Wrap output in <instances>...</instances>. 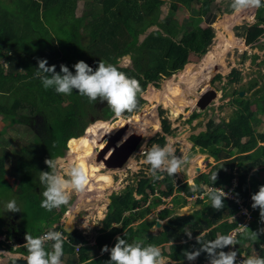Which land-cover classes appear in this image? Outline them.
<instances>
[{"label":"trees","instance_id":"16d2710c","mask_svg":"<svg viewBox=\"0 0 264 264\" xmlns=\"http://www.w3.org/2000/svg\"><path fill=\"white\" fill-rule=\"evenodd\" d=\"M4 1L0 3V51L4 49L0 57L8 61V66L3 68L0 64V115L5 125L22 124L28 129H30L27 125L29 117L36 114L43 117L47 137L42 143H37L42 148L38 172L47 171L44 163L46 159L63 156L66 144L68 154L90 150V145L82 142L86 140L82 139V134L90 117L94 120H107L114 113L107 105L98 110L99 100L90 101L87 97L78 95L76 90H73L71 95L57 94L52 89L46 90L41 86L39 79L34 77L37 61L24 57V53L18 50L19 46L21 47L20 43L26 39L25 31L20 28L23 24L20 23L35 22L38 19L40 7L54 8L57 16L63 19V26L66 28L69 26L73 35L68 42L59 44L60 40L56 47L54 43L47 44L49 50L43 58L47 59L49 65H56V71H59L60 64H65L71 70V66L80 60L88 61L89 65L94 63L95 67L98 61L117 64L118 58L130 55L132 67H121L120 70L137 79L140 91L136 97L137 105L131 112L128 111L129 114L137 113L144 105L145 101L141 94L147 85L152 83L155 88H158L159 80L169 78L182 70L187 63H193L190 58L191 53L197 57L206 54L214 38L211 27L201 29L196 26L186 29L187 24L178 25L174 21L177 4L187 5L193 0H172L166 16L161 20L159 17L163 0H93V9L90 11L92 14L89 15L87 12L79 17L75 16V1L73 3L69 0H19L14 3L12 0ZM10 6H16V10L9 9ZM207 11L208 6L205 2L202 6V14ZM152 26H156L157 30L148 33L139 43L138 37ZM262 26H264V5L257 9L255 22L240 29L236 28L235 35L244 38L245 45H250L262 36L264 32ZM180 30H184V33L179 40H176L175 36ZM85 38L87 41H84ZM221 79L220 75H216L211 83ZM226 80L229 84L239 83L240 71L232 68ZM255 85L256 82H249V89L254 88ZM206 90L208 89L204 88L200 90L201 92H197L196 98ZM239 92L240 90L233 92L232 104L235 110L226 122L214 123L213 120H209L205 131L189 137L193 151L207 154L213 159L214 163L209 165L208 171L196 175L193 185L183 182L178 187L173 185L174 175L166 172L159 173L162 176L159 180L142 174L135 185L128 184L120 193H112L109 196L105 216L101 221L102 227L92 247L87 245L85 237L76 229L66 232L58 225L50 228L53 224L59 223L66 205L60 206L57 211L56 208L48 211L40 207L44 185L39 181V173L35 179H21L17 184L18 161H15L16 165L12 167L11 172L14 184L9 183L3 170L8 154V152L4 153V149L0 154V199L9 191L15 193L17 201L26 196L24 201L35 208L39 219H44L42 222L44 227L30 234L41 235L49 229L63 232L69 238L72 247L80 245L77 253L78 264H105L109 255L107 252L102 253L101 248L104 245L109 248L114 246L116 236L121 238L124 236L129 243L139 240L145 244H155L160 247L162 256L171 261L178 263L187 261L182 252L199 247L196 237L201 241H209L215 239L217 234L229 235L240 222L239 206L234 200L226 198L224 208L214 209L208 201L207 194L203 199L199 198L205 187L222 186L228 189L232 179L236 180L233 195L238 197L248 210H251V221L247 228L250 231L263 228L264 223L260 222L259 208L251 207L250 197L264 185V178L257 179L259 173L264 174V132H255V125L260 122V115L264 118V84L247 98L239 96ZM6 97H11L9 104V100L5 103L3 99ZM65 101L66 104L63 105ZM194 105L193 101L191 106ZM251 105L256 107L255 112L250 111ZM162 113L163 111L159 114ZM50 116L53 117L52 123H48ZM123 116L118 115L120 118L115 123L117 127H122L124 121L131 117ZM198 117L199 113L192 112L188 121L191 122ZM160 124L164 135L172 134L165 118H161ZM113 125L99 122L97 127L112 130ZM149 142L160 146L166 144L163 136L156 137V135L151 137ZM190 146L188 142L186 149ZM204 158V156L198 158L195 163L203 167ZM216 171V180L213 184L210 177ZM159 185H163V189H157ZM194 185L196 190H193ZM36 188H40L39 193L36 192ZM175 190L182 192L185 198L196 195L195 203L201 207L187 216L174 215L173 208L164 207L156 212V218L149 219L147 216L151 210H156L158 206L163 205L162 198L171 197ZM16 214L18 215L15 213V216ZM8 215L9 213H4L0 218V235L15 242L18 247L13 249L11 245L0 241V248L26 256L24 237L26 233H29L27 229L30 226L16 224L15 227L7 221ZM157 221L163 223L160 230L153 234L151 229ZM20 227L23 229L22 232L19 230ZM185 232H192L191 239L184 234ZM261 236L262 234L258 235L255 241L249 239L245 232L236 234L237 253L258 249L262 240ZM21 241L25 243L20 246ZM51 243H45V247L49 250ZM246 243L249 244L248 247L244 246ZM65 245L68 244L64 242L63 246ZM91 250L92 255H89ZM223 250L226 251L227 247ZM259 254L264 255L263 252ZM194 261L202 264L208 261V256L201 252Z\"/></svg>","mask_w":264,"mask_h":264},{"label":"rangeland","instance_id":"374dc122","mask_svg":"<svg viewBox=\"0 0 264 264\" xmlns=\"http://www.w3.org/2000/svg\"><path fill=\"white\" fill-rule=\"evenodd\" d=\"M3 1L4 0H0V3H3ZM69 1L70 3H73L74 1L76 2V0ZM12 2H19V0H12ZM92 4H94L93 0H79L76 6L75 15L77 14V17H79L83 13L87 12L89 15L92 14L90 12L93 9ZM15 7L16 6H10V8H8L13 9V11H15ZM167 9V3L164 2V4H162L161 6L162 15L166 13ZM184 14L185 13H180L179 16L181 17ZM20 24H23L20 26V28L25 31L26 39L20 43L21 47L24 50L20 46L18 50L24 53V57H28L33 60L35 59L36 61L37 58H43V56L45 57V54L49 50L47 44L54 43L56 47L60 40L61 42L59 44H62V42H68L73 36L71 28L69 26L67 28L63 26V19L59 18L57 16V11L50 6L45 9L43 7H40L38 19H36L35 22H22ZM228 30L229 29H227L226 27L218 29L217 34L215 38H213L212 43L208 47L207 53L205 55H203L202 57H197L196 55L190 57L193 63H187V65H185V67L182 69L184 70L188 68L189 74L184 73L185 71L183 72V74L187 76H180V74L182 73V70H180L175 73L178 74V77L176 78H170L175 75L173 74L169 77L170 79L162 78L161 80H159L158 88H155L152 83H150L149 85H147L145 91L141 94L142 99L145 101L142 108L134 114H129L128 111H124L119 114L120 116L124 115L127 117L136 115L132 119L133 121L135 120L134 122L125 123L122 126V128L125 125L127 126V130L124 132L123 137L128 136L129 133H137L143 135V140L140 142L135 152L136 154L134 153L130 157V159L134 162V165L131 166L129 164V159L126 165H124L122 168L108 169L102 163L96 162V155L100 151L99 146L102 145V147H104L105 144V141H103L102 139L103 136L106 134H111L121 128L117 127L113 132H109V130L106 131L108 133H104V128H98L97 125H99V122H106L110 126L114 124L113 128H115V123L120 118L115 112L107 120L98 119L95 120V123L92 124L90 123V121H88L84 133L82 134V139L84 138L86 140H83L82 142L83 144L90 146L93 143H95V145L94 148H92L91 150L79 151L83 152L79 154L85 156V159L90 163L89 166H92V163H94V165L101 164L103 169L101 168L99 171H94L93 168L91 169V173L89 174L90 176H92L90 178L91 183L93 184V186L91 185V190H87L86 188L85 191L82 193L73 192L71 194L69 203L66 205L65 212L61 215L59 219V223L53 224L51 227H54V225H58L62 229L67 227L66 230L76 229L83 236H85L86 239L93 240L95 235L97 234L98 229L101 227L100 222L102 221V218L106 213V208L109 203V196L112 193H120L128 184L135 185L136 180L139 179L140 175L142 174L146 176H152L149 171V166L144 163V152L146 149L150 148L153 145L149 142V139L154 135H156V137L163 136L166 143H168L171 139L172 146L175 150V155L178 157H188V160L186 161L181 171L174 174V187L180 186L183 182H187L188 184L192 185L193 178L196 177L199 172L202 173L208 171L209 165H212L214 163L213 159L209 158L206 163L205 161L202 162L203 167H201L199 164H196V160L194 161V159L200 154L198 151L195 152L191 149L192 143H190L189 137L191 135H196L202 131H205L209 120H213L214 123H220V121L226 122L233 115L235 108L232 104V99L234 97L232 95L234 91H242L243 97L247 98L252 95L255 89L262 87V84H264V53L260 51L261 49H258L259 51L254 49H251L249 51H245L246 49L243 50L240 40L233 37L230 31ZM231 36L233 44L231 48L227 49L224 52L221 51V48H217V46H219V43H225V41L230 40ZM144 37L145 34L140 35L138 37V42L140 43L144 39ZM84 41H87V38H85ZM42 42H44V45H42ZM3 51L4 49L0 51V53ZM209 53L214 54L215 57L218 58V60H222L223 62L221 61V64L213 65V62L205 61L208 60V56H210ZM123 57L124 56L118 58V62L121 61ZM0 59H2L5 63L8 64V61L2 56L0 57ZM210 59L211 61H215V59L212 57H210ZM0 64L3 66V68H6L3 63ZM131 65L132 61L130 64H123V66L121 67L130 68L132 67ZM211 67H216L215 73L211 75L208 81L206 80L204 81L205 83L203 82L198 87L196 86V90L194 88L196 85V81L192 85L193 87L191 86V92L189 90L187 91L185 87H181L187 78L193 79L201 77L204 71ZM232 68L237 69L241 73V80L239 83H227L226 76ZM200 71L203 72L199 73ZM216 75H220L222 77L221 81L211 83L213 77ZM168 79L170 80L169 82ZM249 82H256L255 87L249 89ZM209 87L211 89H214L217 92V95L216 98L206 107V109H203L201 111L197 107H195V105L191 106L193 101L196 104V101L198 99L196 98V93L201 92V88L209 89ZM156 94H158L159 96L153 103V105H155L153 107L147 99H151L154 96L157 97ZM10 98L11 97H6L3 99H5V103H7L9 100V104L11 101ZM169 99L174 101L177 108H180L179 106H181L182 111L175 110L171 112L170 109L166 108L165 101ZM65 104L66 101L63 102V105ZM255 108L256 107L254 105H251L250 111L255 112ZM161 111H163V113L159 114ZM192 112L199 113V117L196 120L189 122L188 118ZM20 113L23 114L22 112ZM51 116V119L48 118L50 119L48 123H52L53 117ZM161 118H165L168 121L170 129L172 131L171 135H164V133L162 132L160 124ZM28 120L29 119H27V121ZM260 121L261 122L258 123L255 129L256 133L264 132V118L261 115ZM5 124L6 123L3 121L2 115H0V154L2 153V149L9 152L6 155L7 158L5 161V166L3 168L5 178L9 180L10 184H14V180L11 179V172L12 167L16 165L15 161H18V177L16 181L17 184L21 179H35L36 177H38V162L40 159V155L42 154V148L38 146L36 142V136L33 135L30 129H28L26 126H23L22 124H14L13 126H7ZM97 129L99 130L96 132ZM188 142L191 144V146L186 149V145L188 144ZM117 144L118 142H116V145ZM141 144H143V147H141ZM61 157L63 158L66 164H71L73 163V158H76V155H72L71 153L68 154V148L66 144V149L63 151V156ZM196 168H200V171L197 172ZM58 171H63V168L58 169ZM100 175H110L112 180V187H98L100 182L96 180H98L99 178L102 180ZM104 182L105 181L103 180L100 184H103ZM157 189H163V185H159ZM36 192L39 193L40 188H36ZM13 198L17 201L15 193L9 191L8 193L4 194V197H1L0 201H7ZM24 200H26V196H23L22 199H19L17 201V204L20 209V212H16L18 213V215L16 214L15 216V213L7 212L9 213V215L6 216L7 221L13 224V226L15 227L16 224H19L20 226H30L27 229V232L29 233L37 232L38 229L44 227V224L42 223L44 219H39L35 212V208ZM194 200V196L185 198V196L181 195L179 192H177V190H175L174 194H172L171 197L163 198V205L158 206L156 210H151L147 217L156 218V212L164 207L174 208L172 210L174 215H190L193 211L201 207V205H197ZM58 209L59 208H56V211ZM1 217L3 216H0V218ZM68 217H71L72 219ZM70 221L72 225L69 224ZM160 223L163 222L161 221ZM21 228L22 227H20L19 230L22 232L23 229ZM159 230V228L153 226L151 232L155 234ZM236 245L238 246V241ZM166 247L168 246L166 245ZM4 251L6 253L4 256H1L2 260L20 257L22 255L20 253L10 252L8 250ZM165 264L175 263H172L168 261V259H166ZM176 264L195 263L184 261Z\"/></svg>","mask_w":264,"mask_h":264},{"label":"clouds","instance_id":"9594fccd","mask_svg":"<svg viewBox=\"0 0 264 264\" xmlns=\"http://www.w3.org/2000/svg\"><path fill=\"white\" fill-rule=\"evenodd\" d=\"M262 5H264V0H235L233 7L260 8ZM0 63L5 66L8 65L2 59H0ZM130 63V55H125L117 64L98 61L96 67L93 68L85 61L80 60L71 66V70L65 64H60L59 71H56L57 66L54 64L49 65L46 58H37L34 77L39 79L41 86L46 90L52 89L57 94L64 95H71L73 90H76L78 95L87 97L90 101L99 100L102 103L106 102V105L119 115L124 111L131 112L136 107V97L140 91L137 79L128 76L124 71L120 70L123 64ZM141 147H143V144H141ZM144 156V163L150 166L149 171L155 180L162 178L159 173L166 172L169 175L178 173L188 160L187 156L178 157L175 155L171 139L164 146L153 144L145 150ZM44 163L47 166V171L38 172L39 181L44 185L40 207L51 211L54 208L67 205L73 192L82 193L85 191L89 183V175L84 165L78 162L66 164L61 157L48 158ZM60 168H63V171H58ZM216 175L217 171L210 177L213 184L216 180ZM232 181L228 189H224L222 186H211L208 188L207 198L212 208L221 209L225 207L224 200L230 195L228 190L232 185ZM193 190H196L195 185ZM179 193L184 196L182 192ZM250 199L252 201L251 207L253 209L259 208L260 222L264 223V185L260 186L258 191L251 195ZM244 207L248 210L246 206ZM248 211L251 221V210ZM7 212H20L17 201L14 198L0 201V216ZM239 221H242V217ZM69 224L72 225L71 221ZM238 227L242 232L248 234L249 239L255 241L258 235L264 234V228L250 231L246 226L241 225ZM184 234L191 239L192 232H185ZM64 236L66 235L63 232L51 229L37 236L26 233L24 237L26 241L24 245L27 248L26 264H65V259H62L65 256L63 249ZM196 241L199 245L198 248L182 252L184 259L189 262L194 261L201 252H204L208 256V264H264V255H260L254 249H252V254L247 257L245 252L237 253V245L235 247L236 251H228V248L231 249L236 244L231 235L217 234L215 239L209 241H201L196 237ZM46 242H52L50 250L45 247ZM226 247L227 250L224 251L223 249ZM101 252H107L109 255V259L105 264H165L167 259L162 256L159 246L150 243L145 244L139 240L129 243L124 236L123 238L116 236L114 246L109 248L104 245L101 248ZM241 254H244L246 258L239 262L236 261V257Z\"/></svg>","mask_w":264,"mask_h":264},{"label":"crops","instance_id":"0c3cea01","mask_svg":"<svg viewBox=\"0 0 264 264\" xmlns=\"http://www.w3.org/2000/svg\"><path fill=\"white\" fill-rule=\"evenodd\" d=\"M81 1H83V0H81ZM163 1L165 3H167L168 9H169V3L172 0H163ZM78 2H79V0H76V6H77ZM205 2L207 3L208 11L205 14H202V6H203V3H205ZM234 3H235V0H193V1L189 2L187 5L182 4V3H178L177 4L178 8L176 9L175 14H174V21L178 25H181V24L183 25L184 23L187 24L185 27L186 29L193 28L196 26L201 28V29L211 27L214 31V38H215L219 28H225L226 27L227 29H229V31L233 37L240 40V43L242 44L243 50L246 49L245 51H249L251 49H254V50L261 49L260 51H262L264 53V32H263L262 36L259 37L258 41L254 42L250 45H245L244 38L237 37L235 35V29L236 28L240 29L243 26H249L255 22V14H256V11L258 8H252V7L235 8V7H233ZM168 9L164 15H162V12H161L159 19H163L166 16ZM160 10H161V7H160ZM75 11H76V9H75ZM180 13H185V14L180 17L179 16ZM75 16H77V14ZM262 28L264 29V26H262ZM153 30H157V27L152 26V27L148 28L147 31L144 33L145 37L147 36L148 33H150ZM239 31L241 32V30H239ZM183 33H184V30H180V32L178 34H176L175 39L179 40L182 37ZM193 55L194 54L191 53L190 57H192ZM208 61H211L210 56H208ZM189 64H192V63H189ZM202 72L203 71H200L199 73H202ZM257 125H255V129H256ZM2 151H3V149H2ZM4 151H5L4 153L8 152L6 150H4ZM78 153H83V152H78ZM89 164L90 163L88 161V165ZM263 175L264 174L259 173L257 175V179H259V180L263 179L264 178ZM205 196L199 197V198L203 199ZM162 200H163V198H162ZM168 208H172V207H168ZM151 218L152 217H150L149 219H151ZM100 224L102 227L101 222H100ZM101 227L98 229L95 237L98 235ZM263 228H264V226H263ZM63 230H65V228ZM73 230L74 229H70V230L68 229V230H66V232H72ZM86 236H88V235H86ZM95 237L93 240L86 239V237H85V239L89 243V244H87L88 246H92L91 245L92 243L90 241H95ZM261 237H262V240H261V243L259 244V248H258L259 250L254 249L258 253H260V252L264 253V234H262ZM244 246L248 247L249 244L246 243ZM73 247H72V245L63 246L65 256L62 257V259H65V264H78V257H77L78 251H75V249ZM236 250H238V248ZM251 254H252V249L250 250V252H247V251L245 252L246 257L248 255H251ZM89 255H92V250L89 251ZM168 261L175 263V264L178 263V262L171 261L170 259H168ZM192 262L197 264L195 261H192ZM203 264H208V261L204 262Z\"/></svg>","mask_w":264,"mask_h":264},{"label":"water","instance_id":"95a60500","mask_svg":"<svg viewBox=\"0 0 264 264\" xmlns=\"http://www.w3.org/2000/svg\"><path fill=\"white\" fill-rule=\"evenodd\" d=\"M91 66L94 68L95 64L92 63ZM217 92L214 89L209 87L208 90L201 93L198 96L196 101L195 107L199 110H205L206 107L216 98ZM239 96H243V92H239ZM106 102H98V108L101 109L104 107ZM90 123H95L94 119H90ZM127 130V126L125 125L123 128L121 127L117 131L106 134L103 136V141H105L104 147L100 149V151L96 155V162L102 163L106 168H122L130 157L136 152L140 142L143 140V135L137 133H129L128 136L123 137L124 132ZM84 133V132H83ZM116 142L118 144L116 145ZM191 143V142H190ZM203 155L204 161L209 159L207 154H200ZM196 171L199 172L200 169L196 168ZM160 222H156L155 227L160 228ZM25 241H21L19 245H23ZM5 251L0 248V264H26V259L24 255L15 258H8L2 260L1 256L5 255Z\"/></svg>","mask_w":264,"mask_h":264},{"label":"bare ground","instance_id":"6f19581e","mask_svg":"<svg viewBox=\"0 0 264 264\" xmlns=\"http://www.w3.org/2000/svg\"><path fill=\"white\" fill-rule=\"evenodd\" d=\"M231 16V15H230ZM232 17V16H231ZM229 31V30H228ZM233 46V44H232V36H231V38H230V40H227V41H225V43H219V46H217V48H221V51L222 52H224V51H226L227 49H229V48H231ZM218 51V50H217ZM207 53V52H206ZM220 53V52H219ZM218 53V54H219ZM205 55V54H204ZM209 55H210V57H212V58H214L215 59V61H209V62H213L214 64L213 65H216V64H221V61L222 60H218V58H216L215 57V55L214 54H211V53H209ZM205 61H208V60H205ZM216 61H218V62H216ZM223 62V61H222ZM189 64V63H188ZM185 67V66H184ZM207 67V66H206ZM185 71V72H184ZM204 71V70H203ZM215 71H216V67H211V68H209V69H207L206 71H204V73L202 74V76L201 77H198V78H187L186 80H185V82L182 84V86L181 87H185L186 89H187V91L189 90H191V86L194 84V82L196 81V85H195V90H196V88L201 84V83H203L204 81H208L209 79H210V77H211V75L213 74V73H215ZM183 72L184 73H188L189 71H188V68H186V69H184V70H182V73L180 74V76H182V77H184V76H187V75H184L183 74ZM189 74V73H188ZM176 78V77H178V74H175V75H173L172 77H170V78ZM182 77H180V78H182ZM169 78V79H170ZM168 79V82L170 81ZM192 83V84H191ZM205 83V82H204ZM188 85H189V88H188ZM197 86V87H196ZM193 87V86H192ZM201 89H203V88H201ZM194 91V90H193ZM191 92V91H190ZM156 96L157 97H153V98H151V99H147V100H149V102L151 103V105L154 107L155 105H153V103L156 101V99L158 98V94H156ZM196 96H197V93H196ZM186 101V100H185ZM188 102V101H187ZM165 107L166 108H168V109H170L171 110V112H173V111H175V110H177V111H182V107L181 106H179L180 108H177L176 107V104L174 103V101H172V100H166L165 101ZM177 108V109H176ZM135 115H132L130 118H128V119H126L125 121H124V123L123 124H125V123H129V122H134L132 119H133V117H134ZM123 117H125V118H127V116H123ZM174 118V117H173ZM123 122V121H122ZM116 125V124H115ZM118 125H116V127H117ZM116 128H113L112 127V130H104V133L106 132V131H109V132H113L114 130H115ZM96 132H97V130H96ZM106 133H108V132H106ZM94 145H95V143H93L91 146H90V150L92 149V148H94ZM100 147V149L102 148V145H100L99 146ZM72 154V153H71ZM72 155H76V158H73V162H78V163H80V164H82V165H84L85 167H86V170H87V172H88V175L91 173V169L93 168V170L94 171H99L101 168L103 169V167H102V165L101 164H95L94 165V163H92V166H89L88 165V161L85 159V157L83 156V155H81V154H79V153H76V154H72ZM201 157H203V156H197V157H195V159H194V161L195 160H197L198 158H201ZM62 158V157H61ZM193 162V161H192ZM129 164L132 166V165H134V162L130 159L129 160ZM101 176V178H102V180L99 178L98 180H96V181H99L100 183H101V181H105L103 184H100L99 183V186L98 187H101V186H103V187H107V188H110V187H112L111 185H112V180H111V177H110V175H100ZM99 176V177H100ZM92 176H90L89 175V183H88V185L90 186H87L86 188H87V190H91V187L93 186V184L91 183V178ZM95 181V182H96ZM92 185V186H91ZM95 196V195H94ZM95 198V197H94ZM96 200V199H95ZM91 201V200H90ZM82 202V201H81ZM91 203V202H90ZM102 209H103V207H102ZM67 215H68V213H67ZM66 215V216H67ZM102 217V216H101ZM68 218H71V217H68ZM72 219V218H71Z\"/></svg>","mask_w":264,"mask_h":264},{"label":"built area","instance_id":"2783aa9c","mask_svg":"<svg viewBox=\"0 0 264 264\" xmlns=\"http://www.w3.org/2000/svg\"><path fill=\"white\" fill-rule=\"evenodd\" d=\"M235 185H236V181L233 180L232 181V185H231L230 189L228 190V191H230V195H229L228 198L229 199H234L236 201V203L239 205V215L242 217V221L240 223H238V226L243 225V226H246L247 227L248 224H249V221H250V213H249L248 210H246V208L242 204L241 200L238 197H235L234 195H232V190L235 188ZM208 188L209 187H205L204 193H202L199 197L205 196L207 194ZM194 198H196V195L194 196ZM238 226H237V228H235L234 230H232V232L229 234V235H231L233 237L234 240H235V234L242 232L239 229ZM64 237H65V243L68 244V245H71L70 244V241H69V238L67 236H64ZM0 241H3L4 243H6L8 245H11L13 249H16L18 247V245L15 242H13L11 240H7L4 235H2V236L0 235ZM90 242L92 243L91 245L94 244V241H90ZM87 244H89V243L87 242ZM79 247H80V245L74 246L75 251H78ZM235 247H236V244L234 246H232L231 249L228 248V251L229 250H233L234 251L235 250ZM245 258H246L245 255L244 254H241V255H238L236 257V261L239 262V261H241V260H243Z\"/></svg>","mask_w":264,"mask_h":264},{"label":"flooded vegetation","instance_id":"af4514ba","mask_svg":"<svg viewBox=\"0 0 264 264\" xmlns=\"http://www.w3.org/2000/svg\"><path fill=\"white\" fill-rule=\"evenodd\" d=\"M86 63L89 64V62L87 61ZM106 106V104L104 105V107ZM98 108V106H97ZM102 109V108H101ZM98 108V110H101ZM90 119H94L92 117H90ZM27 125L29 126L31 132L33 133V135L36 136L37 138V143H42L44 138L47 137V130L44 124V119L41 115H34L29 117V120L27 121ZM135 153V152H134Z\"/></svg>","mask_w":264,"mask_h":264}]
</instances>
